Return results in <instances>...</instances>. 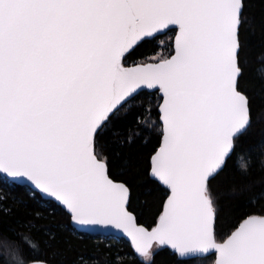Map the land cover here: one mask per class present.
Here are the masks:
<instances>
[{"label":"snow or ice","instance_id":"obj_1","mask_svg":"<svg viewBox=\"0 0 264 264\" xmlns=\"http://www.w3.org/2000/svg\"><path fill=\"white\" fill-rule=\"evenodd\" d=\"M259 5L0 0V181L64 217L43 242L31 220L0 235L11 264H64L62 232L126 237L147 264L165 247L178 261L264 264ZM136 143L151 148L117 164L112 144ZM226 199L239 201L231 221Z\"/></svg>","mask_w":264,"mask_h":264},{"label":"trees","instance_id":"obj_2","mask_svg":"<svg viewBox=\"0 0 264 264\" xmlns=\"http://www.w3.org/2000/svg\"><path fill=\"white\" fill-rule=\"evenodd\" d=\"M256 5L254 11L259 14V0H253ZM259 32L257 31V38ZM160 41L166 37L158 38ZM258 67V65L254 66ZM121 119H124L122 116ZM264 126H257L253 131L257 135ZM147 139V137H146ZM151 148V143H136L125 145L121 148L117 144H112L111 150L114 153V159L117 164L128 161L131 157L133 160L146 154ZM258 172V169H257ZM258 178V177H257ZM144 179L142 174H135L134 184L137 186V203L141 211V222L150 223L154 217L155 205L153 203V194L139 188L143 185ZM239 201L236 199L225 200L224 218L231 221L232 213L238 206ZM39 211V217L36 213ZM33 221L32 232L41 242L47 240L51 232H58L57 225L64 222V217L54 214L50 209H39L32 200L31 195L22 189L12 188L8 184L0 181V235L15 239L16 232L24 231L18 221ZM62 255L58 261L64 264H72L73 259L80 255L83 257L79 264H91L93 259L98 264H147L142 258L135 255L129 244L124 240L115 238H101L82 235L79 233L62 232L59 238V247L57 249ZM3 249H0V264H11V257H7ZM151 264H201L198 259L190 261H178L176 256L167 249H157L151 260Z\"/></svg>","mask_w":264,"mask_h":264},{"label":"water","instance_id":"obj_3","mask_svg":"<svg viewBox=\"0 0 264 264\" xmlns=\"http://www.w3.org/2000/svg\"><path fill=\"white\" fill-rule=\"evenodd\" d=\"M82 235H84V234H82ZM87 236L107 238V237H105V236H97V235H87ZM114 238H115V239H119V240H124L125 242H127V243L129 244V246L131 247V249L134 251L135 255L138 256V257H141L138 253L135 252L134 248L131 246L130 242L128 241V239H127L126 237H123V236H117V237H114ZM163 249H167V250H169V251L172 252V250H171L170 248L165 247V248H163ZM172 253H173V252H172ZM193 259H198V258L193 257L191 260H193Z\"/></svg>","mask_w":264,"mask_h":264}]
</instances>
